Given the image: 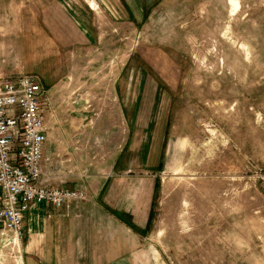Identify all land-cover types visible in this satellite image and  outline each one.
<instances>
[{
  "label": "rangeland",
  "instance_id": "1",
  "mask_svg": "<svg viewBox=\"0 0 264 264\" xmlns=\"http://www.w3.org/2000/svg\"><path fill=\"white\" fill-rule=\"evenodd\" d=\"M23 74L61 136L49 183L109 182L141 233L95 196L0 236V264H264V0H0V76Z\"/></svg>",
  "mask_w": 264,
  "mask_h": 264
},
{
  "label": "built area",
  "instance_id": "2",
  "mask_svg": "<svg viewBox=\"0 0 264 264\" xmlns=\"http://www.w3.org/2000/svg\"><path fill=\"white\" fill-rule=\"evenodd\" d=\"M49 90L39 76H0V236L21 242L36 203L58 208L87 201L86 187L52 186L46 145Z\"/></svg>",
  "mask_w": 264,
  "mask_h": 264
},
{
  "label": "crops",
  "instance_id": "3",
  "mask_svg": "<svg viewBox=\"0 0 264 264\" xmlns=\"http://www.w3.org/2000/svg\"><path fill=\"white\" fill-rule=\"evenodd\" d=\"M49 135H50V140H49L48 144L46 145V155L49 157L48 164H50V165L49 166L47 165V170H48V173L52 176V175H55L54 171H56V169L53 168L52 164H53V161H54L55 157H57V155H58L56 152L54 153V150H55L54 143L56 141H60L61 138H59V137H61V136L56 137L52 133H50ZM57 172L60 173V172H63V171L58 169ZM108 183L109 182H105L102 185L101 188H98L97 190H94L93 194L91 193V197L90 198H93V197L97 196L95 201H93V199H92V201L94 203L92 205H95V203H97L96 205L99 206V207L96 206L93 209H98L99 218L102 219V220L106 219L105 213L107 212V213L111 214L113 217H115L116 219H118L121 223H125L120 218L117 217L115 212L130 213L129 210H126L125 207H116V208H114V207L110 206L109 203L107 202V200H105L104 197H103V195L107 191V188H108V185H109ZM83 202H85V201H83ZM45 204L46 203H36L28 211V213L26 215V218H28L27 222L29 221L28 225L32 226V224H33V227H29L30 231L35 230L36 232H38L40 230V229H38V226L40 225V222H43V225L45 227L46 226L49 227L48 229L44 228L43 232L46 231V232H48L50 234L51 233L50 223H52V219H54L53 221L57 220V222L59 223V226H60L59 233L61 234L62 231H63V228H62L63 223L66 224L67 222L72 221L74 219V217H75V214H76V216L83 215V214H80V213L78 214L77 213L78 211L76 210V207L85 206L86 202L84 204H78V205H76L75 203L74 204L71 203L68 206L62 207L63 208L62 211L64 212L63 215H60V216L55 215L53 217L51 214H49L48 218L46 217V215H41V213H44L46 211ZM46 205H48V204H46ZM71 214H73V216H71ZM83 216H86V215H83ZM25 224H26V219H25ZM64 230H65V235L68 236V237H71V239H68V243L75 244V238L77 237V233L74 232V231H70L69 229H64ZM43 235H45V234H43ZM114 261L111 264H114Z\"/></svg>",
  "mask_w": 264,
  "mask_h": 264
},
{
  "label": "trees",
  "instance_id": "4",
  "mask_svg": "<svg viewBox=\"0 0 264 264\" xmlns=\"http://www.w3.org/2000/svg\"><path fill=\"white\" fill-rule=\"evenodd\" d=\"M158 185H156L157 187ZM117 217L120 218L123 222H125L129 227L134 228L137 232L141 233V229L136 226V224L131 219V214L126 212H115ZM152 218V217H151Z\"/></svg>",
  "mask_w": 264,
  "mask_h": 264
},
{
  "label": "bare ground",
  "instance_id": "5",
  "mask_svg": "<svg viewBox=\"0 0 264 264\" xmlns=\"http://www.w3.org/2000/svg\"><path fill=\"white\" fill-rule=\"evenodd\" d=\"M91 4H92V7L95 8V2L93 1L91 2Z\"/></svg>",
  "mask_w": 264,
  "mask_h": 264
}]
</instances>
